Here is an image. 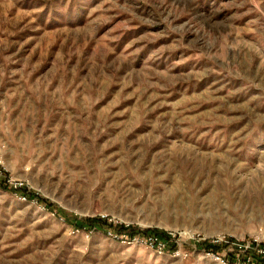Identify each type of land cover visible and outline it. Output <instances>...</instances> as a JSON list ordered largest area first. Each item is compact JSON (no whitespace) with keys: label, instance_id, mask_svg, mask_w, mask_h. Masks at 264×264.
I'll list each match as a JSON object with an SVG mask.
<instances>
[{"label":"rangeland","instance_id":"rangeland-1","mask_svg":"<svg viewBox=\"0 0 264 264\" xmlns=\"http://www.w3.org/2000/svg\"><path fill=\"white\" fill-rule=\"evenodd\" d=\"M0 184V264H218L189 245L264 233V0H0Z\"/></svg>","mask_w":264,"mask_h":264},{"label":"built area","instance_id":"built-area-1","mask_svg":"<svg viewBox=\"0 0 264 264\" xmlns=\"http://www.w3.org/2000/svg\"><path fill=\"white\" fill-rule=\"evenodd\" d=\"M8 187L16 196L20 195L18 193L19 190L25 189L23 183H10ZM20 196L22 200H27L22 194ZM101 219L111 226L120 225L107 218L102 217ZM124 227L128 228L129 226ZM106 232H108L109 237L113 240L135 242L150 249H154L158 254L167 252V243L154 235L145 237L135 236L132 239H128L125 234H116L113 229H108ZM168 236L171 239L170 241H174L177 244V248L172 252V255L181 256V245L174 238V235L168 234ZM204 241H207L213 248L209 249V251L202 250L200 252L204 253L218 264H264V233L261 231L256 232L253 236L248 238L246 242H238L237 240H231L225 237H217L211 240H194L193 246H191L192 250H196L195 243Z\"/></svg>","mask_w":264,"mask_h":264},{"label":"trees","instance_id":"trees-1","mask_svg":"<svg viewBox=\"0 0 264 264\" xmlns=\"http://www.w3.org/2000/svg\"><path fill=\"white\" fill-rule=\"evenodd\" d=\"M0 185L3 187V184H0ZM4 188H5V186H4ZM10 191H12V190H10ZM18 193L20 195L22 194L29 201L35 199L38 202H42L49 211L55 212L61 218L64 217L63 219L66 222L70 223V221H73L71 223H74L73 225L77 229H81V230H85V231H89L91 229H94V230L103 229L104 231H107L108 229H113V231L116 234H120V235L125 234L128 239H132L135 236L145 237V236H149V235H154V236H157L162 241H165L167 243V251L168 252L172 253L177 248V244L174 241H170L171 239L167 233H160L157 230L141 231V230L136 229L132 226H129L128 228L124 227L123 225L111 226L106 221L102 220L101 218L86 219V220L78 221V219H76V218H67L68 216H66L61 210L54 207L53 204H50V203L44 201L43 199L38 198V196L31 191L21 189L18 191ZM195 247H196V250H198V251H202V250H205V251L208 250L209 251V249L213 248V246H211L207 241L195 243ZM189 248H191V246H189Z\"/></svg>","mask_w":264,"mask_h":264}]
</instances>
